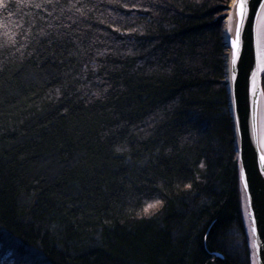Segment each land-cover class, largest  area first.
I'll return each mask as SVG.
<instances>
[{
  "label": "trees",
  "instance_id": "trees-1",
  "mask_svg": "<svg viewBox=\"0 0 264 264\" xmlns=\"http://www.w3.org/2000/svg\"><path fill=\"white\" fill-rule=\"evenodd\" d=\"M3 2L0 264H251L231 0Z\"/></svg>",
  "mask_w": 264,
  "mask_h": 264
},
{
  "label": "water",
  "instance_id": "water-1",
  "mask_svg": "<svg viewBox=\"0 0 264 264\" xmlns=\"http://www.w3.org/2000/svg\"><path fill=\"white\" fill-rule=\"evenodd\" d=\"M241 23L238 0L229 9L224 39L227 89L238 159L242 212L251 250V264H264V90L258 55V27L264 0H245ZM239 30V59L232 64V41ZM235 76V79L232 77ZM247 184V187L245 186Z\"/></svg>",
  "mask_w": 264,
  "mask_h": 264
},
{
  "label": "snow or ice",
  "instance_id": "snow-or-ice-1",
  "mask_svg": "<svg viewBox=\"0 0 264 264\" xmlns=\"http://www.w3.org/2000/svg\"><path fill=\"white\" fill-rule=\"evenodd\" d=\"M0 7L6 8L7 4L4 3L3 0H0ZM245 8H246L245 0H238V9H239V13H240L241 23L243 22V19H244ZM232 47H233V51L231 54L232 55V61L231 62L233 65H235L237 60L239 59V30H237L236 39L232 41ZM232 78L235 79V76H233ZM262 160H264V157H262ZM245 186L247 187V184H245Z\"/></svg>",
  "mask_w": 264,
  "mask_h": 264
},
{
  "label": "bare ground",
  "instance_id": "bare-ground-1",
  "mask_svg": "<svg viewBox=\"0 0 264 264\" xmlns=\"http://www.w3.org/2000/svg\"><path fill=\"white\" fill-rule=\"evenodd\" d=\"M258 55H259V66L260 71H264V11L259 20V27H258ZM261 134L262 138L264 137V115L261 124Z\"/></svg>",
  "mask_w": 264,
  "mask_h": 264
},
{
  "label": "rangeland",
  "instance_id": "rangeland-1",
  "mask_svg": "<svg viewBox=\"0 0 264 264\" xmlns=\"http://www.w3.org/2000/svg\"><path fill=\"white\" fill-rule=\"evenodd\" d=\"M232 1L233 0H231V3H230V5H229V7L232 5ZM229 10H228V12H227V16H228V14H229ZM227 21H228V19L226 18L225 20H224V24H223V29H224V31H225V29H226V24H227ZM263 73H264V71H263ZM151 206V207H150ZM157 204H150L149 206H147V208H146V210H145V213H152V212H154L156 209H157Z\"/></svg>",
  "mask_w": 264,
  "mask_h": 264
}]
</instances>
